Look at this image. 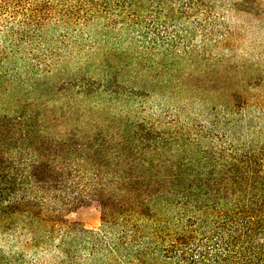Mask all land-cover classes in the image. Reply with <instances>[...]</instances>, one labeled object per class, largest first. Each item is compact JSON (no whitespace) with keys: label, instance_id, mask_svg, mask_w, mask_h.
<instances>
[{"label":"trees","instance_id":"obj_1","mask_svg":"<svg viewBox=\"0 0 264 264\" xmlns=\"http://www.w3.org/2000/svg\"><path fill=\"white\" fill-rule=\"evenodd\" d=\"M261 30L264 0H0V264H264Z\"/></svg>","mask_w":264,"mask_h":264},{"label":"rangeland","instance_id":"obj_2","mask_svg":"<svg viewBox=\"0 0 264 264\" xmlns=\"http://www.w3.org/2000/svg\"><path fill=\"white\" fill-rule=\"evenodd\" d=\"M248 21H249V17L244 16L241 19H239V24L242 22L243 25H245L248 23ZM255 37H258L262 42H264V31L261 30V32H256ZM53 84H54L53 82L52 83L50 82V83H48V86L51 87V86H53ZM9 97L10 96H8L7 94H5V95L0 94V107H2L4 103L7 104L9 102V99H10ZM67 218L70 222L81 223L82 225H84L88 229L98 228L100 225V214L95 208L81 209L77 212L68 214ZM2 247L5 250H7L6 244L3 240V238L0 237V248H2Z\"/></svg>","mask_w":264,"mask_h":264}]
</instances>
